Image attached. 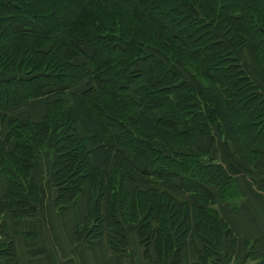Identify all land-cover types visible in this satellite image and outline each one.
Returning a JSON list of instances; mask_svg holds the SVG:
<instances>
[{
  "label": "trees",
  "instance_id": "1",
  "mask_svg": "<svg viewBox=\"0 0 264 264\" xmlns=\"http://www.w3.org/2000/svg\"><path fill=\"white\" fill-rule=\"evenodd\" d=\"M256 72L264 0H0V236L6 215L39 217L41 170L60 214L87 197L77 243L128 256L131 225L147 260L180 264L196 239L197 264H226L235 232L219 205L235 177L213 153L264 159ZM41 100L40 120L14 115Z\"/></svg>",
  "mask_w": 264,
  "mask_h": 264
},
{
  "label": "crops",
  "instance_id": "2",
  "mask_svg": "<svg viewBox=\"0 0 264 264\" xmlns=\"http://www.w3.org/2000/svg\"><path fill=\"white\" fill-rule=\"evenodd\" d=\"M45 104V100L33 102L14 115L19 116L29 108L32 114L41 118L45 112ZM19 118L26 120L24 116ZM32 119L40 120H35L34 117ZM1 132H4V128L0 121ZM45 170L47 171V168ZM252 176L253 181L260 180L257 173ZM40 177L42 178L41 170L38 173V180L42 181ZM243 187L248 196L243 199L242 205L240 204L242 209L232 215L234 228L230 220L226 219L238 234L237 241L234 240L227 249L228 258L233 257L234 261H237L231 264H264V194L250 185L247 179ZM6 189V181L2 180V195ZM58 214L60 213L54 208L52 198L48 199L46 196L40 207L39 217L35 220L17 222L10 215H6L7 230L0 239H3V242L13 240L15 254L12 257L0 258V264H148L140 251H134L128 256L112 252L107 238L91 244L88 249L76 246L74 233L72 231L70 233L71 220H62Z\"/></svg>",
  "mask_w": 264,
  "mask_h": 264
},
{
  "label": "rangeland",
  "instance_id": "3",
  "mask_svg": "<svg viewBox=\"0 0 264 264\" xmlns=\"http://www.w3.org/2000/svg\"><path fill=\"white\" fill-rule=\"evenodd\" d=\"M249 63H248L247 66H249ZM256 76H258V83L261 85L262 91L264 92V78L260 77L261 75L258 72H256ZM27 109L28 110H25V111L21 112L19 114V117L24 116V118H26V119H28L30 117L31 118L34 117L35 120L36 119H40V117H38V115L32 114L31 110L29 111V108H27ZM15 115H17V114H15ZM217 135L220 136V134H218V133H217ZM218 140H219V138L216 139V142H218ZM222 151L223 152H221L218 148H215L214 153H213V157L217 160V162L224 163L225 162L224 159L227 160L228 163L227 164L224 163V165L230 171V173L232 175H234V177H235V182H234L235 186H233L231 189H229L226 192L225 197H224L225 201H222V203H225V204H220L219 205V210H220L221 214L224 216L225 219L230 220V224L234 228V223H232L233 222L232 215H234L233 213L236 212V211L231 206L234 203H238L240 201L239 204H238V210L237 211H240L242 209L240 207V204L243 201V199H246L247 196H248V193L246 192V190L243 187V185L246 183V179H247L248 183L250 185L254 186L253 185L254 184L253 183L254 176H252V175H254L255 173H257V175H260L261 172H264V162H262L263 160L261 159L262 161H257L254 164V166L250 165L248 169H247V167L243 168V167L240 166V163H239V160L237 159V157L234 156V154H232L233 151L232 152H228V151L224 150L223 148H222ZM42 157L43 158H41V159L47 162V163L42 162V167H41V169H43V173H45L44 169L50 164L48 162H50L53 159V157H54V154H53L52 150H50L48 145L45 146V148H44V150L42 152ZM44 164H45V167H44ZM228 165H229V167H228ZM256 165H257V168H255ZM256 169H257V171H256ZM260 177H261V175H260ZM48 179H49V177H48L47 173L45 174V177H43V180L41 178L42 186L44 187L43 189H44L45 195L47 196L48 199H50V198H53L54 191L52 189V184H50ZM239 188H240L241 192H240ZM262 194H264V193H262ZM86 205H87V197H85L81 201V203L79 204L78 207L70 209L65 214H58L59 215L58 217H60V219H62V220H66V219L71 220L70 221V233H71V231H72V233H74V231L77 228V226L83 224L84 216L87 213ZM127 230H128L129 237H130V240H131L130 248H129V255H130V253H133L134 251H140L142 256H143V258L145 259L144 255H143L144 248L139 244V241H138V238H137V228L134 227V226L129 225V226H127ZM234 232H235L234 240L236 242L237 239H238V234H237V231L235 229H234ZM239 237H240V235H239ZM74 242H76V241H74ZM93 243L87 242V241H84V242H81V243H77L76 242V246H82V247H84L82 249H88V247L91 246V244H93ZM229 247H230V245L228 244L226 246V248H225V251H224V252H226L227 255H228L227 249ZM198 248H200L199 242L196 239H192L189 242V244L187 245V247H186V249L184 251L185 253H184V256H183V260H182V262L180 264H194V263L197 264V250H198ZM248 250L250 251V248H248ZM145 262L148 263V264H170L169 262H159V261H157L155 256H153V259H151V260L145 259ZM227 262L230 263V264L231 263H237L236 260L234 261L233 257L232 258H228Z\"/></svg>",
  "mask_w": 264,
  "mask_h": 264
}]
</instances>
